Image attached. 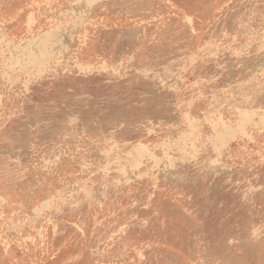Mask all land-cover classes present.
Instances as JSON below:
<instances>
[{
    "label": "rangeland",
    "instance_id": "374dc122",
    "mask_svg": "<svg viewBox=\"0 0 264 264\" xmlns=\"http://www.w3.org/2000/svg\"><path fill=\"white\" fill-rule=\"evenodd\" d=\"M0 264H264V0H0Z\"/></svg>",
    "mask_w": 264,
    "mask_h": 264
}]
</instances>
